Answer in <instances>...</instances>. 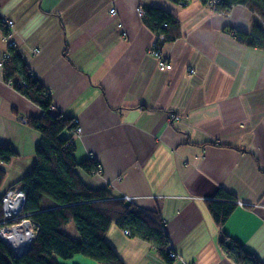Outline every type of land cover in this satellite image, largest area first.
Instances as JSON below:
<instances>
[{
	"label": "crops",
	"instance_id": "crops-1",
	"mask_svg": "<svg viewBox=\"0 0 264 264\" xmlns=\"http://www.w3.org/2000/svg\"><path fill=\"white\" fill-rule=\"evenodd\" d=\"M142 5L178 20L179 36L160 46L169 69L149 51L155 35L136 12ZM0 19L8 31L0 28V143L17 154L0 164V193L29 171L40 141L27 121L41 108L3 79L12 40L50 112L81 128L74 157L97 163L93 173L76 168L81 181L162 219L177 257L166 262L111 224L105 240L123 264H236L223 235L230 253L236 242L264 264V50L227 30L264 26V18L242 4L219 13L200 0H0ZM220 189L236 204L223 225L206 205ZM68 234L77 237L75 228ZM60 262L99 264L80 255Z\"/></svg>",
	"mask_w": 264,
	"mask_h": 264
},
{
	"label": "trees",
	"instance_id": "trees-1",
	"mask_svg": "<svg viewBox=\"0 0 264 264\" xmlns=\"http://www.w3.org/2000/svg\"><path fill=\"white\" fill-rule=\"evenodd\" d=\"M185 4L188 0H172ZM203 4L212 0H200ZM235 4L245 5L250 11L264 18V0H217L211 4L219 13H227ZM143 23L155 35L160 46L179 36L178 20L164 9L142 5ZM0 28L8 32L1 19ZM237 41L247 47L264 50V26L253 24L249 30L228 27ZM8 57L2 64L3 79L29 101L41 108L38 117L27 123L40 133L34 150V162L29 171L7 189H20L24 193L22 214L36 223L30 246L15 257L8 245L0 239V264H62L60 260L80 255L99 264H123L105 240L111 224L128 231V235L149 242L166 261L169 257V240L158 212L143 210L122 198L113 197L106 187H87L76 173L79 167L87 173L97 171L94 159L77 162L70 130L75 126L72 118L50 112L51 98L23 62L14 46H9ZM17 154L7 144L0 143V164L7 163ZM4 170L0 166V185ZM0 193V218L1 196ZM232 196L220 189L213 199L206 201L207 208L217 225H223L236 204ZM72 221L77 237H71L64 226ZM229 238L220 239L222 248L236 264H260L247 255L236 242L229 252Z\"/></svg>",
	"mask_w": 264,
	"mask_h": 264
},
{
	"label": "built area",
	"instance_id": "built-area-1",
	"mask_svg": "<svg viewBox=\"0 0 264 264\" xmlns=\"http://www.w3.org/2000/svg\"><path fill=\"white\" fill-rule=\"evenodd\" d=\"M216 1L212 0V2L208 3V6L212 8L211 4ZM109 12L113 14L114 9L111 8ZM136 12L141 17L143 14L142 7L137 6ZM12 24L11 20H6L5 22L7 27H11ZM9 36L10 34L7 36V39H9ZM8 44L9 46H14V41L8 40ZM149 51L156 57L160 69H169L171 67L170 62L162 56L155 41L149 47ZM7 57L8 53L5 55V58ZM190 71L192 72V70ZM74 123L75 126L70 130L72 137L77 136L81 131L75 120ZM122 198L126 201L131 200L129 196H123ZM24 200V193L20 189H7L1 196L0 239L8 245L15 257L21 256L30 246L36 226L35 222L24 217L22 214ZM123 232L128 235L127 230H123ZM169 248L171 249L170 246ZM168 255L171 258L177 257V254L172 249Z\"/></svg>",
	"mask_w": 264,
	"mask_h": 264
},
{
	"label": "rangeland",
	"instance_id": "rangeland-1",
	"mask_svg": "<svg viewBox=\"0 0 264 264\" xmlns=\"http://www.w3.org/2000/svg\"><path fill=\"white\" fill-rule=\"evenodd\" d=\"M74 121V120H73ZM123 199V198H122ZM70 228L71 231H74V224L72 221H69L65 226H64V230H66L68 233H70Z\"/></svg>",
	"mask_w": 264,
	"mask_h": 264
}]
</instances>
